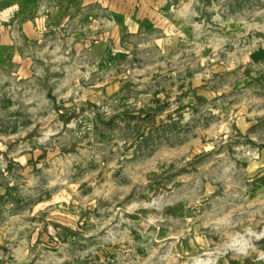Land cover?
Returning a JSON list of instances; mask_svg holds the SVG:
<instances>
[{
  "label": "rangeland",
  "instance_id": "obj_1",
  "mask_svg": "<svg viewBox=\"0 0 264 264\" xmlns=\"http://www.w3.org/2000/svg\"><path fill=\"white\" fill-rule=\"evenodd\" d=\"M171 2L186 38L211 49L202 73L218 113L204 100L187 109L185 75L156 70L193 60L105 51L98 7L0 0V75L18 66L6 36L34 73L25 87L1 77V132L38 147L20 194L0 197L10 264H264V173L247 171L264 123L242 134L222 116L233 104L264 111V60L251 58L264 47V0ZM26 20L35 36L21 31Z\"/></svg>",
  "mask_w": 264,
  "mask_h": 264
},
{
  "label": "crops",
  "instance_id": "obj_2",
  "mask_svg": "<svg viewBox=\"0 0 264 264\" xmlns=\"http://www.w3.org/2000/svg\"><path fill=\"white\" fill-rule=\"evenodd\" d=\"M84 7H89L90 4L98 7V14H103V28L109 27L108 34H101L98 38L105 43V51L112 53L114 57L123 56L131 60L136 58L138 50L144 46L147 55L151 53H159V55L167 60L169 63L173 61H185L186 59L193 60L191 65H181V68L176 65L173 66L163 63L161 68L157 67V71L161 74H168L169 76H180L184 74L177 93L188 92L192 100L191 107L195 111L198 104L204 102L210 105L213 111L220 112L221 109H215L217 106V97L220 93H216L212 88V80L210 75H203L202 73V58L203 53L208 48H202L199 37L186 38L185 29L186 21H174L170 19V14L180 12L179 3L174 4L171 0H82ZM101 25H99L100 27ZM21 31L27 36H35V24L32 21H24L20 25ZM176 30V31H175ZM103 35V36H102ZM38 36V32H37ZM7 38V39H6ZM2 46L6 49L12 50L13 61L18 62V66L14 67L0 75L11 83L17 82L18 85L24 86L28 77L34 75L31 68H27L26 62L20 52L13 49V42L6 36ZM147 40L148 42L141 43ZM107 41V42H106ZM190 47L188 50L186 47ZM3 48V47H2ZM205 56V55H204ZM206 57V56H205ZM211 61L214 59L210 57ZM21 64V66H19ZM181 72V73H180ZM0 87V96L4 94ZM6 93V92H5ZM23 95L24 92L22 93ZM25 102V101H24ZM10 105V101L6 102ZM230 109V112H229ZM228 113H222V116L227 118L229 122L235 124L237 131L242 134H247L252 129L259 127L264 123V111L255 110L251 105H232L227 109ZM171 122V115L169 111L162 120L166 119ZM11 123H20L22 118L19 116L8 117ZM24 120V119H23ZM175 120V119H174ZM165 121V122H166ZM0 122H2L0 120ZM36 126V121H34ZM4 128L0 123V197L3 201L9 200V195L20 194V189L24 181L19 179V175H25L27 171L34 170L37 165V146L34 141L33 146L23 145L20 140L10 139L4 137L2 134ZM236 133V131H235ZM251 135V134H249ZM260 157L252 160L248 166L250 176H261L264 173V147L260 150ZM19 197V196H18ZM15 203L19 206L20 199L15 198ZM14 203V202H12ZM4 215H0V264H10L8 252V237L10 236L9 222L4 221Z\"/></svg>",
  "mask_w": 264,
  "mask_h": 264
},
{
  "label": "water",
  "instance_id": "obj_3",
  "mask_svg": "<svg viewBox=\"0 0 264 264\" xmlns=\"http://www.w3.org/2000/svg\"><path fill=\"white\" fill-rule=\"evenodd\" d=\"M210 54H211V49L210 48L206 49L204 55L209 56ZM251 58L253 59L254 63L264 60V47L254 50V52H252L251 54Z\"/></svg>",
  "mask_w": 264,
  "mask_h": 264
},
{
  "label": "bare ground",
  "instance_id": "obj_4",
  "mask_svg": "<svg viewBox=\"0 0 264 264\" xmlns=\"http://www.w3.org/2000/svg\"><path fill=\"white\" fill-rule=\"evenodd\" d=\"M197 261H198V262H197L198 264H203V262H204L205 260L203 261V259H202V260H197ZM206 262H207V261H206ZM206 262H204V263H206Z\"/></svg>",
  "mask_w": 264,
  "mask_h": 264
}]
</instances>
